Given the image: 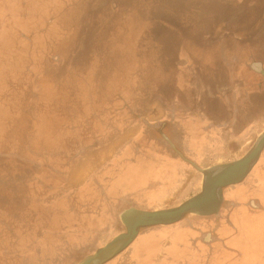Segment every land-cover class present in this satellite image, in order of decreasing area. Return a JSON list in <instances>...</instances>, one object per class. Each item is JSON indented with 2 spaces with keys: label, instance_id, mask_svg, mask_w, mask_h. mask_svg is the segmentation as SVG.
Here are the masks:
<instances>
[{
  "label": "rangeland",
  "instance_id": "obj_1",
  "mask_svg": "<svg viewBox=\"0 0 264 264\" xmlns=\"http://www.w3.org/2000/svg\"><path fill=\"white\" fill-rule=\"evenodd\" d=\"M152 9L151 0H0V264H78L115 239L107 227L121 203L103 196L137 157L142 120L170 117L188 155L186 115L213 96L243 97L244 84L218 69L233 54L222 60L186 21ZM127 188V202H155Z\"/></svg>",
  "mask_w": 264,
  "mask_h": 264
},
{
  "label": "flooded vegetation",
  "instance_id": "obj_2",
  "mask_svg": "<svg viewBox=\"0 0 264 264\" xmlns=\"http://www.w3.org/2000/svg\"><path fill=\"white\" fill-rule=\"evenodd\" d=\"M203 45L204 48L207 47L215 51V54L220 55L222 60L225 58L227 59L226 55H228L229 52L234 55L232 58L233 61L230 64L226 63V60H224L220 63V66L223 70L229 71L230 76H226L227 78L230 79L232 77V79L241 81L244 84V92L243 95L241 94L243 98L264 92V60L259 58H264V56L256 55L250 51L252 47L261 45L258 38L252 36L239 37V39L231 36H224L216 39L205 38ZM246 49H248V53L244 54L243 51ZM242 55H244L245 60L242 58ZM219 76L225 78L224 81H226L224 74L221 73ZM168 119H170V117L154 121L142 120L145 126L137 139V157L133 162L128 157L125 159V162H122L124 169L121 171V175H119L117 179L112 180L107 194L105 193L103 196L112 199L111 201L109 200L110 202L120 203L123 199L127 201L128 198L119 197L118 194L120 190L126 187H133L135 190H138L146 186L143 190L138 192H144L141 196L147 197L148 193H153V189L148 186L149 179L157 178L159 181L163 182L159 185L160 196H164L162 199L167 202H159V199L158 203L162 204H149L148 206L144 205V207H141L137 204L136 199L133 200V202L128 200L129 202L126 203V206L118 211L119 221L112 224L110 222L107 230H111L112 232L110 233H112L113 236H117L125 233L127 228L133 225L134 222H132L131 218L121 219V213L127 209H146L149 211L173 210L181 207L183 203L191 199H196L200 195V197L190 203V205L198 208L215 209L213 213L202 216L197 214V216L196 214L186 211L180 218L173 222L147 226V228L162 227L166 230L162 235L169 236V234L172 233L170 231L173 229L172 226L194 217L205 218L204 220L201 219L202 221L199 224H193L191 222L193 229H196L194 231L197 232V236L190 237L189 258L198 256L201 261L198 264H209L210 260L219 259L221 257V264H248L247 262L249 261H251L250 264H264V143L259 148V156L256 158L255 162L251 164L250 168L249 163L255 158L251 159L253 153L252 156H247L252 149H254L258 136L264 133V117H259L255 119V121H252V124L254 123L253 130L250 126V131L252 132H249L246 137L248 138L253 134V131L254 135H252L253 139L251 143H248L245 149H242L240 152L238 151V153H233L232 151V155L234 156L231 159L206 166L200 164L197 159L187 156L183 149L180 151L179 146L182 144V138L176 131L168 129V127H170ZM234 125L236 127V124L233 123V127ZM260 125L261 127H259ZM238 128L241 129L242 127ZM254 129L259 130L255 132ZM170 135H172V137ZM142 147H145L154 155L158 153L157 155H160L164 159H175L187 167L183 169L180 168V165L177 166V164L174 167L156 165L153 169H150L149 167L151 166L146 165L145 157H142ZM172 152H174L175 155H173ZM236 155L239 156L237 157ZM221 164H230V167L212 177V180L209 182L210 184L204 191L203 177L205 170L209 167ZM143 167L148 171L146 174L147 176L140 177V173L144 170ZM119 178L123 180L119 182ZM252 179H254L257 185L255 188L251 189L246 196L245 193L241 191L242 184L246 180ZM139 180H144V185L139 184V187L136 186ZM226 181L232 182L222 185V195L218 197L216 187L219 183ZM239 186L240 188L238 189L237 187ZM230 188L237 189L232 196H230L228 192ZM202 193L206 194V197L202 198ZM106 206L110 209L113 205ZM112 211L109 210L108 213ZM170 213L172 215L174 214V212ZM186 223L190 224V222ZM147 228L139 226L137 229L140 234V232ZM226 228L231 230V235L226 236L222 234L225 233L224 231ZM190 229L192 230V228ZM110 233L107 236L111 237ZM128 247L129 245L124 249L126 250ZM175 251L178 253L175 257L180 258L179 260L185 259L187 254H184V252L188 251V246L185 247L184 252H181L180 246H176ZM118 255L119 253L112 259ZM186 258H188V256ZM115 264L118 263L115 261ZM124 264H130L129 260H125Z\"/></svg>",
  "mask_w": 264,
  "mask_h": 264
},
{
  "label": "crops",
  "instance_id": "obj_3",
  "mask_svg": "<svg viewBox=\"0 0 264 264\" xmlns=\"http://www.w3.org/2000/svg\"><path fill=\"white\" fill-rule=\"evenodd\" d=\"M151 5L153 6L152 12H157L159 16H165L167 21L177 18L186 21L191 29L189 31L193 33L191 36L196 35L200 40L203 39L201 40L202 43L205 42V38L216 39L231 36L239 39V37L244 36L256 37L261 45L252 47L250 51L256 55L264 56V0H151ZM207 22H210V24H206ZM202 28L203 31L199 33ZM197 37L195 38L196 41H198ZM243 52L244 54L248 53V49ZM213 53L215 54V51ZM228 54L231 53L229 52ZM259 58L264 60L263 57ZM232 61L233 59L226 61V63L230 64ZM218 69L223 70L221 66ZM254 95L247 98L238 95L230 98L213 96L208 99L209 103L205 104V109L203 108L204 110L199 112L201 115L198 114L197 117L186 115L188 120L185 121L188 122V125L185 123L186 126L183 127L184 130L186 129L184 137L186 138V135H188L190 140L188 148L190 152L187 156L197 159L200 164L206 166L231 159L234 156L232 151L233 153H238V151L245 149L248 143H251L252 135H254L253 131V134L248 138L246 137L249 132H252L250 131V126L252 130L254 127V123L252 124L254 120L253 111L256 110L258 114L264 115V104H262L264 97L262 100L257 101L253 99ZM243 113L246 117L245 120L241 117ZM250 119L252 120L251 122L249 121ZM237 122L244 123L246 127L242 126L239 129ZM233 123L236 124V127L235 125L233 127ZM254 130L258 132L259 129ZM184 152L186 151L184 150ZM141 154L145 157V164L151 166L149 167L150 169H153L156 165L174 167L177 164L183 169L187 167L175 159H164L157 155L158 153L154 155L151 151L142 152ZM121 180L123 179L119 178V182ZM149 180L148 186L153 189V197L156 202L150 204H162L158 203V199L161 202L164 197L160 196L159 192V185L163 182L157 178H150ZM256 185L254 179L246 180L242 184L241 191L247 196ZM144 187L146 186L137 191L143 190ZM237 188L239 189L240 186ZM127 189L126 187L120 190L118 196L127 198ZM235 190L237 189H228L229 195H234ZM120 203L121 207H124L127 201L123 199ZM201 221L198 217L183 221L178 225L172 226L173 229L170 230L172 233L163 238L160 235L166 230L162 227L151 229L143 227L147 229H144L140 234L138 232L129 247L126 250L124 249L125 251H121L111 261H107V263L113 261L112 263L115 264L116 261L118 264H124L125 260L128 259L130 264H153V261L156 264H198L201 262L199 257L192 256L189 258L188 254L190 252V237L197 236V232L194 231L196 229H193L191 222L199 224ZM186 222H190V224ZM224 232L222 234L226 236L231 235V230L228 228ZM176 246L181 247V252H184L185 247L188 246V251L184 252L188 258L186 256L185 259L179 260L180 258L175 257L178 255L177 251H175ZM221 262L222 257L210 260L209 264H221Z\"/></svg>",
  "mask_w": 264,
  "mask_h": 264
},
{
  "label": "water",
  "instance_id": "obj_4",
  "mask_svg": "<svg viewBox=\"0 0 264 264\" xmlns=\"http://www.w3.org/2000/svg\"><path fill=\"white\" fill-rule=\"evenodd\" d=\"M264 143V133H261L255 143L254 149L247 155L248 157L252 156L249 163V168L252 163L255 162L256 158L259 156V148ZM258 149V150H257ZM257 150V151H256ZM255 152V153H254ZM228 167H230V164H221V165H215L212 167H209L204 172L203 177V190L208 187L210 184L209 182L212 180V177L216 176L217 174H220L224 170H226ZM232 181H226L221 182L216 187V193L218 197H221L222 195V185L225 183H231ZM203 195V196H202ZM200 197V195L198 196ZM198 197L196 199H198ZM201 197H206V194H201ZM194 199V200H196ZM193 199L183 203L181 207L173 209V210H155V211H146V210H140V209H127L121 213V219L122 218H131L133 225L130 228H127V231L119 236H117L112 241L108 242L103 247L96 250L93 254L88 255L81 259V261L78 264H104L107 261L111 260L114 256H116L118 253H120L126 246H128L133 239L137 236L139 230L137 229L140 227H147L157 224H166L173 222L181 217L183 213L190 212L193 214H199V215H207L214 212L215 209L211 208H198V207H192L190 203L194 202ZM170 212H174L172 215Z\"/></svg>",
  "mask_w": 264,
  "mask_h": 264
}]
</instances>
